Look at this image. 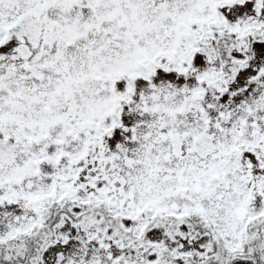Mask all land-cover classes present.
<instances>
[{"label":"snow or ice","instance_id":"1","mask_svg":"<svg viewBox=\"0 0 264 264\" xmlns=\"http://www.w3.org/2000/svg\"><path fill=\"white\" fill-rule=\"evenodd\" d=\"M0 264H264V0H0Z\"/></svg>","mask_w":264,"mask_h":264}]
</instances>
